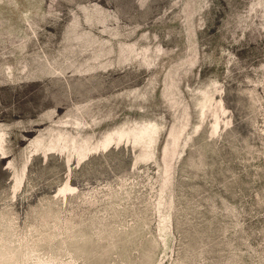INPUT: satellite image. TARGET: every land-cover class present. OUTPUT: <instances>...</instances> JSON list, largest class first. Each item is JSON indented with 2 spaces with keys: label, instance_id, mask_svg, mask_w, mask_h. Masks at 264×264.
I'll return each instance as SVG.
<instances>
[{
  "label": "rangeland",
  "instance_id": "obj_1",
  "mask_svg": "<svg viewBox=\"0 0 264 264\" xmlns=\"http://www.w3.org/2000/svg\"><path fill=\"white\" fill-rule=\"evenodd\" d=\"M1 252L264 264V0H0Z\"/></svg>",
  "mask_w": 264,
  "mask_h": 264
},
{
  "label": "bare ground",
  "instance_id": "obj_2",
  "mask_svg": "<svg viewBox=\"0 0 264 264\" xmlns=\"http://www.w3.org/2000/svg\"><path fill=\"white\" fill-rule=\"evenodd\" d=\"M12 257H13V255L11 256L7 252H1L0 253V259L2 260L1 262L3 264H11L12 259H13ZM39 264H45V263L43 262V263H39Z\"/></svg>",
  "mask_w": 264,
  "mask_h": 264
}]
</instances>
